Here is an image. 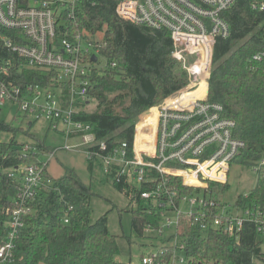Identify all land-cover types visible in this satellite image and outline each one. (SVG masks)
<instances>
[{"label":"trees","instance_id":"obj_1","mask_svg":"<svg viewBox=\"0 0 264 264\" xmlns=\"http://www.w3.org/2000/svg\"><path fill=\"white\" fill-rule=\"evenodd\" d=\"M19 1L22 6L33 2ZM253 1L238 0L223 14L230 26V36L218 39L215 44L207 92V100L220 104L223 116L234 121V136L244 143L232 164L248 168L264 160V12L253 11ZM115 8L113 1L79 0L72 14L69 9L63 10L61 21L67 37L83 36L105 61V66L94 68L90 76L88 96L95 107L89 109L90 104H83L75 119L91 125L96 140L105 142L108 150L125 144L131 151L139 116L185 88L188 78L171 57L173 47L167 31H152L127 22L116 15ZM0 33L7 38L15 35L3 30ZM100 33L102 37L97 39ZM22 39L23 43H29ZM257 54L262 55L260 60L253 59ZM6 64L10 67L7 81L14 86L21 89L35 84L43 88L54 86L51 74L28 68L24 60L9 53L0 41V65ZM204 93L205 84L201 83L192 95L201 97ZM151 120L142 116L137 124V145L143 137L142 129ZM14 131L5 122L0 123V133ZM23 146L13 138L7 143L0 142V243L8 231L9 217L5 210L16 197L17 183L8 176V171L35 159L31 155L22 158ZM33 147L40 153L50 152L43 143ZM87 161L90 169L96 164ZM151 175L157 179L154 172ZM257 178L255 188L246 197L238 196L234 207H257L264 211V166ZM168 179V187L176 190L175 204L181 196L198 191L181 185L179 178ZM112 185L126 197H136V205L133 198L129 202L133 206L132 230L138 237H143L148 226L159 230L160 215L155 209L148 212L146 202L139 199V191H134L127 182ZM53 188L29 202L32 213L25 218L15 240L11 264H118L117 237L108 229L107 216L91 219L90 187L73 170L66 169L62 177L53 180ZM148 188L142 185L139 190ZM208 188L221 200L229 185L209 183ZM238 235L236 239L219 229L201 230L199 224L185 219H181L177 229L189 264H252L254 260L264 263V238L256 235L254 226L245 224ZM171 255L172 250L168 249L158 259L168 264Z\"/></svg>","mask_w":264,"mask_h":264},{"label":"built area","instance_id":"obj_2","mask_svg":"<svg viewBox=\"0 0 264 264\" xmlns=\"http://www.w3.org/2000/svg\"><path fill=\"white\" fill-rule=\"evenodd\" d=\"M78 1L33 0L22 6L19 0H0V31L15 34L14 38H7L0 33L3 46L24 60L28 68L51 74L54 85L43 88L35 84L21 89L7 81L10 67L0 65V106L5 102L16 104L34 122L43 116L53 130L61 124L66 141L75 137L80 140L63 149L82 151L112 183L127 182L139 191V199L146 202L148 212L155 209L160 215L159 230L174 227V244L144 255L141 264H162L158 258L166 255L168 249L172 250L168 264H189L184 244L177 236L181 219L199 224L201 230L219 229L236 239L244 225L250 223L256 235L264 238V211L257 207L230 209L208 188L209 183H227L232 161L244 147L234 136V121L223 116V107L207 100L215 44L230 36L223 14L238 0H107L116 3L119 18L152 31H167L173 47L171 57L188 78L185 88L152 107L156 112L150 108L142 115L152 120L142 129L139 145L136 126L142 116L138 118L131 151L125 144L108 150L105 142L96 140L91 125L75 119L79 107L90 104V76L94 68H99L98 51L91 43L81 35L67 37L64 32L61 14L68 9L72 14ZM251 9L264 12V0H254ZM22 38L29 43H23ZM92 56L96 57L93 63ZM261 57L257 54L253 59ZM201 83L205 84V93L193 96ZM39 154L32 144H24L22 158L31 155L35 159L8 171L17 187L12 205L5 210L8 231L0 243V264H11L13 260L15 240L25 218L32 213L29 202L43 191L55 190L54 179L45 175L47 164L38 161ZM263 166L261 160L251 170L258 177ZM170 177L179 178L181 185L198 191L181 196L175 204L177 194L168 187ZM142 185L149 188L140 191ZM132 203L136 205V197ZM170 215H175L174 221ZM63 221L68 223L67 218ZM147 231H152L151 226L144 229ZM252 264L264 263L254 260Z\"/></svg>","mask_w":264,"mask_h":264},{"label":"rangeland","instance_id":"obj_3","mask_svg":"<svg viewBox=\"0 0 264 264\" xmlns=\"http://www.w3.org/2000/svg\"><path fill=\"white\" fill-rule=\"evenodd\" d=\"M96 37L100 39L102 33L97 34ZM97 60L100 68L105 66V61L100 55H97ZM94 107L95 102L91 100L89 109ZM0 122H5L15 130L1 135L3 139L2 141L0 139L1 143H7L12 138L20 145L43 143L50 152H42L37 158L40 163L47 164L46 171L52 179L62 177L66 169H71L85 186L90 187L93 194L91 219L95 221L104 215L107 216L108 229L117 237L118 254L115 261L118 264H141V255L155 254L160 248L174 244L176 241L174 227L147 231L144 232L143 237L136 235L131 226L130 209L133 206L129 202L130 196L126 197L124 193L115 190L112 182L105 177L97 164L90 169L86 155L82 151L63 149L65 145L79 144L80 140L75 137L66 141L62 135L61 124L58 125L57 130H53L45 117L41 116L34 122L33 117L26 115L18 105L8 102L0 106ZM53 150L55 152L51 156ZM257 179L251 168L232 164L227 176L229 189L221 201L226 202L232 209L238 196L247 195L255 188ZM170 217L175 220V215Z\"/></svg>","mask_w":264,"mask_h":264},{"label":"water","instance_id":"obj_4","mask_svg":"<svg viewBox=\"0 0 264 264\" xmlns=\"http://www.w3.org/2000/svg\"><path fill=\"white\" fill-rule=\"evenodd\" d=\"M92 61L95 62L96 61V57L92 56Z\"/></svg>","mask_w":264,"mask_h":264},{"label":"bare ground","instance_id":"obj_5","mask_svg":"<svg viewBox=\"0 0 264 264\" xmlns=\"http://www.w3.org/2000/svg\"><path fill=\"white\" fill-rule=\"evenodd\" d=\"M42 154V153H41Z\"/></svg>","mask_w":264,"mask_h":264}]
</instances>
